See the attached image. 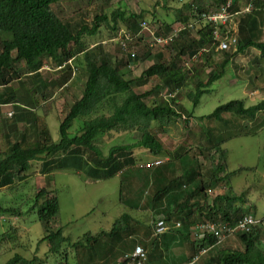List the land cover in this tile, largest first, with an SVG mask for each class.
Returning <instances> with one entry per match:
<instances>
[{
    "label": "rangeland",
    "instance_id": "1",
    "mask_svg": "<svg viewBox=\"0 0 264 264\" xmlns=\"http://www.w3.org/2000/svg\"><path fill=\"white\" fill-rule=\"evenodd\" d=\"M195 4L200 5L202 11L196 9ZM224 4L226 3L219 0H63L52 5V9L73 32L78 31L82 25H91L95 16L102 13L110 15L116 9L124 11L129 20L120 21L116 29L103 25L95 35L85 34L80 44L71 45L76 56L68 63L45 58L43 67L34 74L29 73L25 61L14 63L11 69L13 79L9 84L0 86V94L10 98L8 103L0 100V152H8L15 142L23 145L34 143L39 138L37 134L42 120L48 126L52 139H60V123L69 106L81 97L87 80L83 51L95 47L99 48L101 56L115 62L121 73L132 80L135 91L144 92L151 90L156 84L160 85L161 88L153 91L146 99L147 102L168 103L180 112L181 116L174 117L163 125L154 123L153 131L165 144V151L160 155L166 160L163 168H170L169 176L173 179L180 177L183 184L176 188V192L174 189L173 193H164L162 198L155 200L158 187L151 176L155 167H139L140 163L152 160L155 155L141 146L132 151L134 164L123 168L124 173L119 170L108 178H104L102 170L95 175L89 172L90 164H96L93 154L87 149L80 152L84 158L79 159L80 166L66 164L63 168L56 169L57 165L54 163L60 160L62 163L65 160L64 153L44 158V161H50L47 170L46 167L43 168V160L32 161L31 168L23 179L15 176L9 185L0 184V264H7L16 254L28 259L37 256V264H63L66 257L69 264H117L136 244H142L148 250L145 264H171L170 257L178 256L180 259L175 258V264H190L193 259L191 256L203 246L197 244L200 249L196 246L193 248L184 237L175 234L174 238H170L166 232V237L160 236L154 247L153 240L157 239L154 225L165 217L168 209L171 210L173 195L177 194L182 200L200 180L206 184L205 192L209 202L219 193L245 192L246 203H238L235 207L242 208L243 213L264 218V111L254 121L231 113H225L227 121L224 123L200 119L230 100L242 99L248 106L262 100L264 59L255 48L239 53L231 59L224 76L202 95L198 105L195 106L189 97V93L197 89L200 81L205 82L213 72L221 69L224 58L236 47L219 49L218 43L212 44L210 48L199 46L192 56L194 60L185 65V59L191 56L190 47L185 48L182 53V39L178 35L182 26L188 24L191 25V35L197 36L202 25L207 24L200 17L201 12L218 13ZM247 7H250V11H246ZM259 7L264 10V0H238L237 5L234 3L229 9L233 16L228 25L237 38L242 18L247 17L248 22L262 19L257 11ZM133 14L136 15L134 19L131 18ZM181 14L188 15L187 22L180 18ZM141 21H146L149 27L142 33ZM261 26L260 36L258 32H255V36L264 40V22H261ZM150 29L155 31V35L162 37H168L171 33L175 35L169 43H155L150 36ZM120 32L132 35L126 50L120 43ZM8 37L10 35L0 32V50L3 40ZM177 38L178 42L173 43ZM188 39L190 35L186 41ZM132 51L136 52V59H133ZM160 61L176 62L185 75L183 83L173 91L164 86L158 77L140 78L149 65ZM16 101L28 107L30 105L33 111L15 103ZM10 111L14 113L12 116L9 115ZM34 113L38 115L37 125ZM99 114L106 115L104 111ZM80 119H75L70 125V135H75L81 128L83 119ZM239 129L248 131V134L240 133L226 140L221 146L226 150V155L222 158L219 151H216L217 137ZM140 137L141 133L137 129L111 130L101 135L95 143L103 155L107 156L112 147L133 143ZM67 156L69 155L65 157ZM219 162L223 164V172L217 173L215 168ZM194 171H198L197 176L193 181L188 180L187 176L189 178ZM229 172L232 174L228 181H215V176H223ZM165 175H168V171ZM43 187L52 192L54 190L53 195L60 201L59 213L52 223L53 229L61 227L64 235L70 238L57 253H52L49 242L42 240L47 234L46 224L39 219L37 210H31L36 193ZM197 199L201 201L202 195ZM124 213L130 215V220L127 228L117 238L104 236L96 245L85 241L84 247L72 245L83 240L86 233L96 235L103 230H111ZM196 216L198 218L190 229L191 239H196V225L205 221L199 212ZM177 220L180 219L173 216L170 223ZM171 231L169 232L174 233ZM147 240L149 245L144 244ZM161 241L167 244L165 248L161 247ZM174 242L177 245L176 253H170L168 244L172 245ZM242 247L239 236H231L202 254L198 261L208 264L219 249Z\"/></svg>",
    "mask_w": 264,
    "mask_h": 264
},
{
    "label": "trees",
    "instance_id": "2",
    "mask_svg": "<svg viewBox=\"0 0 264 264\" xmlns=\"http://www.w3.org/2000/svg\"><path fill=\"white\" fill-rule=\"evenodd\" d=\"M60 1L63 0H0V32L10 35V37L3 40L0 50V86L9 84L13 79L11 69L14 63L21 60L25 61L30 74L40 71L45 58H50L59 63H68L76 56L71 49V45L80 44L85 34L95 35L103 25L116 29L120 21L128 22L129 20L124 11L116 9L110 15L102 13L95 16L91 25H82L78 31L73 32L52 9V5ZM219 1L227 3V0ZM234 3L237 5L238 0H233V5ZM192 5H190L191 9H193ZM195 5L196 9L201 10L200 5ZM260 9L259 7L257 11L262 16L261 20L257 18L258 21L252 19V22L251 20L248 22L246 21L247 17L240 20L236 49L232 53L227 54L220 65L221 69L213 72L205 82L200 81L197 89L189 93V97L195 106L199 104L202 95L209 91L213 83L224 76L226 68L231 63L233 57L239 53H244L249 48H255L259 51L260 57L264 59V40H260L255 36V32H258L260 36L262 29L261 22H264V10ZM200 17L202 18L201 15ZM131 18H136V15H131ZM180 18L185 22L189 19L187 14H181ZM184 26L186 27L181 30L178 36L182 39L180 44L182 53H184L185 48L190 47L189 54L191 56L185 59L186 65L187 61L194 60L192 56H194L199 46H208L210 48L216 42L212 33V27L208 22L198 30L197 36L191 35L188 24H184ZM169 27L168 25V29ZM189 35L190 39L186 41ZM178 38L173 43H177L180 39ZM83 53L87 80L81 97L69 106L66 116L60 123V139L58 141L52 139L48 126L42 120L37 134L39 138L34 143L23 145L20 142H15L8 152H0L1 185H9L13 182L15 176L23 179L31 168V162L35 160H43V168L46 167L45 170H47L50 166V161H44V158L58 153H64L63 158L65 160L62 163L60 162L61 160L55 161L54 165H57L56 169L63 168L66 164L69 166H75L74 164L80 166L79 159H84L80 152L83 149L90 150L96 165L91 166L90 164L89 172L91 171L95 175L96 172L102 170L105 174L104 178L114 176L119 170H122L124 173L123 168L134 164L135 159L132 151L137 146L145 147L155 156H160L164 153L165 144L153 131V124L158 123L163 125L172 118L181 116V114L168 103L154 101L150 104L147 102L146 99L152 95L153 91L159 90L161 88L160 85L156 84L151 90L137 92L133 88L132 80L126 78L121 73L115 62L101 56L99 48L84 49ZM133 59H136V56ZM154 76L158 77L163 85L169 87L172 91L185 80L181 67L177 66L176 62L171 61H160L149 65L142 72L140 78ZM0 100L3 103H8L10 98L0 94ZM15 103H20L22 107L33 111L30 105L28 107L19 101ZM100 111H104L106 115L101 116L99 114ZM263 111L264 98L258 103L249 106L242 99H234L220 104L212 113L201 116L200 119L224 123L227 121L225 113H231V115L254 121ZM34 114V121L37 125L38 115L37 113ZM77 118L83 119L81 128L75 135H70L69 127ZM132 129L139 130L141 137L133 143L112 147L107 156L103 155L101 149L95 143L101 135L111 130ZM240 129L226 136L217 137V142L215 143L216 151H219L222 158L225 157L226 150L221 146L226 140L240 133L248 134V131L243 132ZM66 155L69 156L65 157ZM72 160H75V162H72ZM165 163L166 160L160 166ZM215 169L217 173L223 172V164L219 162ZM197 174L198 171H194L189 178L187 176V179L193 181ZM231 174L229 172L223 176H215L214 178L216 182L228 181ZM182 184L180 177H176L172 182L161 186L155 194L154 199L162 198L164 193H168L169 195L174 192V189L176 192V188H180ZM205 190L206 184L203 180H200L197 181V184L190 192H187L182 200H180L177 194L172 196L171 211H168L164 218L170 223V219L176 216L180 220L173 222H181V227H172L170 230L174 233H170V230L167 231L168 237L174 238L175 234L181 237L184 236V239H187L193 248L197 247V244L207 246L215 243L213 236L208 235L202 238L201 241L191 239L190 237V229L198 218L196 216L198 212L205 221L232 223L245 214L242 208L235 207L238 203H246L245 192L241 194L219 193L213 198L212 202H209ZM53 192L45 187L41 188L36 193L35 203L31 210H37L39 219L46 224L47 234L42 240L49 242V249L52 253H57L66 242L70 241V238L64 235L61 227L57 229H53L52 227V223L60 210V201L56 195H53ZM201 195L202 200L199 201L197 197ZM129 220L130 215L124 213L113 224L111 230H103L96 233V235L86 233L83 240H78L72 245L74 247H84V241L91 245H96L104 236L117 238L120 232L127 228ZM182 228L186 229L185 233ZM166 234L164 233L160 236L166 237ZM160 236H157V239L153 240L154 247L157 246ZM238 236L243 244L242 249L221 248L217 251V255L207 263L264 264V228L257 226L252 232L238 234ZM194 256L192 255L191 258ZM38 259L37 256L33 259H28L20 254H16L7 264H37ZM198 260L193 264H202ZM123 262L122 259L117 264H123ZM63 264H69L67 257L63 261Z\"/></svg>",
    "mask_w": 264,
    "mask_h": 264
},
{
    "label": "built area",
    "instance_id": "3",
    "mask_svg": "<svg viewBox=\"0 0 264 264\" xmlns=\"http://www.w3.org/2000/svg\"><path fill=\"white\" fill-rule=\"evenodd\" d=\"M233 5V0H228L226 4L221 7V10L218 13H201L203 19H205L210 26L212 27V33L215 39V42L218 43L219 49H229L232 46H236L237 37L233 34L232 29L229 28L228 22L230 18L233 16L232 13L229 12V9ZM246 11H250V7L246 8ZM240 12H236L238 14ZM189 26V25H188ZM191 26V25H190ZM189 26V27H190ZM186 26H182L184 29ZM148 24L146 21L140 22V33L144 30H148ZM150 36L152 37V41L155 43H169L172 40L175 34H168V37H162L155 35V31H149ZM132 39V35L128 32H120L119 40L122 47L126 50L128 45V40ZM131 54L136 56V52L132 51ZM192 60V59H191ZM191 62V61H190ZM187 61L186 65L190 63ZM14 113L12 111L9 112V115L12 116ZM165 162V159L156 158L153 161H148L144 163H140L139 167L144 169L154 168L160 166ZM260 226L264 228V218H257L252 213H245L242 217L237 219L235 222H223V221H211L207 220L201 222L196 225L195 233L196 240L200 238L207 237L208 235L213 236L215 238V243H212L207 246H203L196 254L190 264L197 262V260L202 256V254L208 252L211 248L219 243H222L225 239L235 236L238 234H248L252 232L255 227ZM172 227L179 228L181 227V222H173L169 223L166 219L162 218L156 221L154 225V234L156 236H160L167 231H169ZM148 259L147 250L143 245L137 244L134 249L127 253L123 258V264H145V261Z\"/></svg>",
    "mask_w": 264,
    "mask_h": 264
},
{
    "label": "crops",
    "instance_id": "4",
    "mask_svg": "<svg viewBox=\"0 0 264 264\" xmlns=\"http://www.w3.org/2000/svg\"><path fill=\"white\" fill-rule=\"evenodd\" d=\"M156 158H161L160 156H153V159L152 160H150V161H153V160H155ZM165 165V164H164ZM164 165H162V166H158V167H155L154 168V171L151 173V176H152V178H153V183L156 185V187H158L157 188V191L156 192H158V189L161 187V186H163L165 183H170V182H172V180H173V178L172 177H170L169 176V169L170 168H163V166ZM152 170V169H151ZM166 171H168V175H165V172ZM155 196V195H154ZM178 196V195H177ZM172 200H173V197H172ZM170 201V202H173V201ZM168 211H171L170 209H168ZM183 229V231H184V233L186 232V229L185 228H182ZM184 236H182V238H183ZM162 240V239H161ZM147 243H144L145 245H149V242H148V240L146 241ZM163 246H161L162 248H165L166 246H167V244L166 243H162V241L160 242ZM140 245H142V244H140ZM144 246V245H143ZM165 246V247H164ZM177 245H176V243L174 242L172 245H169L168 244V250L170 251V253L173 251V253H176V250H177ZM171 248V249H170ZM168 251V252H169ZM181 255H183V258L182 259H184L185 257H184V254L181 252ZM170 256V255H169ZM172 260H171V264H175L174 262H175V258H178V259H180V257L178 256V257H170ZM149 259H150V257H149ZM148 260V259H147ZM178 264V263H177Z\"/></svg>",
    "mask_w": 264,
    "mask_h": 264
}]
</instances>
